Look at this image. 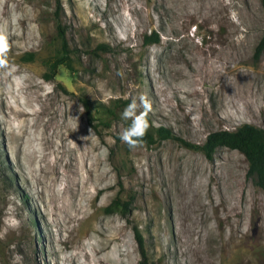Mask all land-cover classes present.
<instances>
[{"label":"rangeland","instance_id":"rangeland-1","mask_svg":"<svg viewBox=\"0 0 264 264\" xmlns=\"http://www.w3.org/2000/svg\"><path fill=\"white\" fill-rule=\"evenodd\" d=\"M0 28L15 69L0 70V264H141L133 227L149 264H264V190L242 152L120 138L141 95L193 143L264 128L260 0H0Z\"/></svg>","mask_w":264,"mask_h":264},{"label":"trees","instance_id":"trees-1","mask_svg":"<svg viewBox=\"0 0 264 264\" xmlns=\"http://www.w3.org/2000/svg\"><path fill=\"white\" fill-rule=\"evenodd\" d=\"M263 11H264V0H260ZM60 36L63 39V47L66 48V39L64 35V30L61 25L57 24ZM144 40L146 43H153L159 41V34L157 31L153 30L151 33H146L144 35ZM264 49V30L262 36L255 47L256 52H260ZM257 54V53H256ZM62 61L61 57H57L52 61L50 70L53 75L56 71L57 65ZM81 102L84 105V108L87 112L88 118L91 119L92 110L91 103L88 97H81ZM124 100L120 98H114L111 100L109 105H101L103 109L104 121L106 124L118 116L119 110L124 106ZM148 120L150 127L147 131L146 136L143 138V142L147 144L154 143L156 141L165 139V138H175L179 140L185 146L200 149L203 153L210 158L213 151L219 145H226L231 148H235L242 152L247 160V174L251 176L255 184L260 186L264 190V128L253 124L251 122H243L238 125L235 129L220 128L210 131L202 144L190 142L182 137H179L173 131L165 125H155L148 115ZM91 123V121H90ZM131 123L130 120L127 121V127ZM91 125L96 128V124ZM111 210H118L122 213L125 211V203L120 199H116L112 202ZM134 228V234L138 243V247L141 254V264H149L147 262L146 249L143 243V235L138 229Z\"/></svg>","mask_w":264,"mask_h":264},{"label":"clouds","instance_id":"clouds-1","mask_svg":"<svg viewBox=\"0 0 264 264\" xmlns=\"http://www.w3.org/2000/svg\"><path fill=\"white\" fill-rule=\"evenodd\" d=\"M235 18V14H233ZM10 45L8 43V37L5 29L0 28V70H2L5 77L12 76L15 71L9 64L7 53L9 51ZM26 77H15L14 80L23 79ZM139 104L137 100L133 98L131 103H129L122 112V118L125 120H130L131 123L128 127L123 129L120 133L121 140L126 143L130 149H136L142 146L143 138L146 136L147 131L150 127L148 120V113L152 109L151 102L144 95L139 97ZM142 107V111L138 112V109ZM81 111L83 109L81 108Z\"/></svg>","mask_w":264,"mask_h":264},{"label":"bare ground","instance_id":"bare-ground-1","mask_svg":"<svg viewBox=\"0 0 264 264\" xmlns=\"http://www.w3.org/2000/svg\"><path fill=\"white\" fill-rule=\"evenodd\" d=\"M70 181H72L73 179L72 178H70L69 179ZM73 182V181H72ZM70 183V182H69ZM75 184V183H74ZM69 186V185H68ZM73 187V186H72ZM71 191V190H70ZM73 191V190H72ZM75 191V190H74ZM70 195V194H69ZM75 195V194H74ZM71 197H74V196H71ZM72 199V198H71ZM74 200H75V198H74ZM71 204V203H70ZM66 205V204H65Z\"/></svg>","mask_w":264,"mask_h":264}]
</instances>
